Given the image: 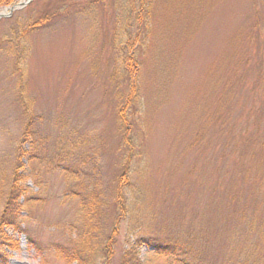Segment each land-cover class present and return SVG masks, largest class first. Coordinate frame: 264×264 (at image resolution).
Returning a JSON list of instances; mask_svg holds the SVG:
<instances>
[{"label": "rangeland", "instance_id": "rangeland-1", "mask_svg": "<svg viewBox=\"0 0 264 264\" xmlns=\"http://www.w3.org/2000/svg\"><path fill=\"white\" fill-rule=\"evenodd\" d=\"M25 1L0 7V263L66 264L94 195L112 264H264V0Z\"/></svg>", "mask_w": 264, "mask_h": 264}, {"label": "trees", "instance_id": "trees-1", "mask_svg": "<svg viewBox=\"0 0 264 264\" xmlns=\"http://www.w3.org/2000/svg\"><path fill=\"white\" fill-rule=\"evenodd\" d=\"M18 0H0V7L3 6H12L15 4ZM36 25V24H35ZM34 24L29 25L27 29H33ZM20 178L16 179L14 183L11 185L9 194L7 197V200L4 204L3 211L0 215V256L3 255V249L8 243V238L5 234V229L11 227L16 222L18 216L22 212V204L20 203L21 197H22V190L17 185ZM127 176H125L126 181ZM93 195V201L90 199L89 202L87 200L82 199V224L83 231L79 232L78 240L79 242H76V245H74L69 251L66 252V255L63 257L66 264H98V259L101 260V264H112L113 259V252L110 248H112V244L114 243V237L111 238V240L108 241L107 245H103L100 243L97 239V248H93L91 246V242L93 240V237L98 236L97 225H96V218L98 215L99 205L96 203ZM119 205V202H118ZM121 206V205H119ZM122 210V206L119 207ZM95 222V224H94ZM81 224V225H82ZM95 230V231H94ZM94 231V232H93ZM96 232V233H95ZM117 232L114 231L112 233L113 236H115ZM156 240V239H155ZM139 242H142L141 240ZM162 242V241H161ZM156 243V242H148L146 244L151 245L153 249L157 250L158 253L161 251V246H166L167 248L164 249L165 253L168 252H174L177 253V251L182 250V247L184 244L180 243L176 244L177 242L173 244H164L162 243ZM112 245V246H111ZM92 248H91V247ZM109 247V249L107 248ZM140 245L138 243L129 244L127 249L123 251L120 260L118 264H138V248ZM163 248V247H162ZM163 252V251H162ZM65 254V253H64ZM1 264V263H0Z\"/></svg>", "mask_w": 264, "mask_h": 264}, {"label": "water", "instance_id": "water-1", "mask_svg": "<svg viewBox=\"0 0 264 264\" xmlns=\"http://www.w3.org/2000/svg\"><path fill=\"white\" fill-rule=\"evenodd\" d=\"M30 0H27L25 2L19 3L18 5H15L13 7H11L10 9H8L9 14H11L14 10L19 9L20 7L24 6L25 4L29 3ZM0 17H2V15L0 14Z\"/></svg>", "mask_w": 264, "mask_h": 264}]
</instances>
